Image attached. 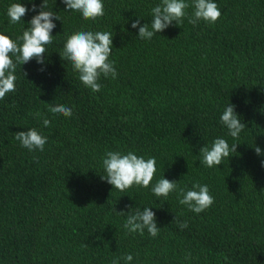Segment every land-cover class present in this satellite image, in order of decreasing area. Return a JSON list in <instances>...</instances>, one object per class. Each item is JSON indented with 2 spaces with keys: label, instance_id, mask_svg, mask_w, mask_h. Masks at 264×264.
Segmentation results:
<instances>
[{
  "label": "trees",
  "instance_id": "obj_1",
  "mask_svg": "<svg viewBox=\"0 0 264 264\" xmlns=\"http://www.w3.org/2000/svg\"><path fill=\"white\" fill-rule=\"evenodd\" d=\"M16 2L29 11L11 24L7 9ZM42 2L0 0V33L17 40ZM160 2L103 0L104 16L92 21L47 0L45 10L61 20L44 63L18 64L16 91L0 99V264H126L127 254L128 264H264V0H213L219 19L196 25L188 22L193 0H185L182 23L139 38L132 22L151 28ZM81 30L113 34L117 77L102 75L99 92L59 54ZM229 103L246 124L238 140L220 122ZM56 104L73 115L51 113ZM33 128L47 137L43 151L15 139ZM216 138L237 150L209 168L199 149ZM107 151L154 157L149 187L120 192L102 179ZM163 177L178 189L207 185L214 203L197 214L179 203L178 190L157 197L151 189ZM144 207L156 215V237L123 227Z\"/></svg>",
  "mask_w": 264,
  "mask_h": 264
},
{
  "label": "clouds",
  "instance_id": "obj_2",
  "mask_svg": "<svg viewBox=\"0 0 264 264\" xmlns=\"http://www.w3.org/2000/svg\"><path fill=\"white\" fill-rule=\"evenodd\" d=\"M62 2L66 10L80 12L84 20L96 21L105 14L103 0H62ZM36 7L37 5L33 3L31 10L35 11ZM47 7V0H43L39 6V12L29 21L30 27L25 28L22 36L17 37V40L0 33V99H3L7 93L16 91L15 71L18 64L23 65L33 59L39 64L44 63L46 46L53 42L52 31L56 27L54 19L61 20L54 12L45 10ZM189 7L190 5L185 0H161L151 9V28L147 23L140 25L139 19L132 22V28L139 27L138 37L150 40L156 33L172 25L174 21L178 25L182 23L188 15L186 9ZM192 7L194 12L188 17V22L192 25H196L201 20L214 24L221 16V11L213 0H193ZM28 11L29 9L24 4L12 3L7 9L9 23H19ZM17 41L22 43H17ZM112 41L113 34L110 32L81 30L68 36L63 51L59 52L63 60L72 63L73 70L79 73V80L94 93L101 89L98 81L102 75L105 78L110 76L112 79L117 77L114 61L109 60ZM49 111L65 117L73 115L72 108L62 104L50 105ZM35 116L38 118L41 113L37 112ZM220 122L228 129V134L234 140H238L246 125L241 122L235 106L230 103L220 116ZM50 123L49 119H43L45 127ZM15 139L29 151L37 149L43 151L47 142V137L34 128L16 132ZM236 150L237 143L229 145L226 139L216 138L211 146L205 144L199 149L202 157L200 163L209 168L219 166L225 158L229 159L233 153H236ZM255 152L258 156L262 154L259 146L255 147ZM102 164L106 175H102L101 178L120 192H126L134 185L148 188L157 171L154 157L145 160L144 157L137 156L131 151L127 154L107 151ZM261 164L264 166V160ZM151 190L157 197H164L165 200L170 193L178 190L182 196L179 203L186 205L190 211L197 214L205 211L214 203V197L210 194L208 186L199 182L193 183L192 189L185 190L184 188L178 189L175 180L163 177ZM177 223L181 230L188 226L187 221L178 220ZM123 227L129 233L139 232L140 235H143L146 229L151 237H156L160 231L156 215L151 207H144L143 211L137 209L134 214L128 215ZM189 256L190 254L185 258ZM123 259L128 264L133 260V256L127 254ZM112 264H118V260L114 259Z\"/></svg>",
  "mask_w": 264,
  "mask_h": 264
}]
</instances>
